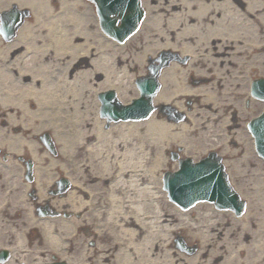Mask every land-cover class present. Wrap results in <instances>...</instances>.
Returning <instances> with one entry per match:
<instances>
[{"label":"bare ground","instance_id":"bare-ground-1","mask_svg":"<svg viewBox=\"0 0 264 264\" xmlns=\"http://www.w3.org/2000/svg\"><path fill=\"white\" fill-rule=\"evenodd\" d=\"M12 5L29 8L33 18L12 40L0 35V145L30 151L39 200L57 175L71 183L56 207L72 217L34 221L45 244L58 252L72 248L71 264H193L203 250L171 251L173 229L204 239L231 235L241 225L237 233L247 235L251 206L230 224L208 203L163 209L162 172L177 144L186 156L221 149L228 171L242 174L236 165L247 163L251 150L246 119L256 112V100L250 112L243 101L251 97L253 78L264 77V0H143L141 27L123 43L102 31L86 0H0V11ZM161 49L179 55L161 71L156 111L142 120L102 117L99 94L114 90L128 104L140 93L136 82L148 58ZM165 105L183 119L172 120ZM46 133L55 155L41 142ZM20 199L24 203V192ZM258 200L264 209V196ZM259 216L251 240L240 242L255 252L264 245V211ZM91 239L97 244L85 245ZM229 254L216 264H233L237 258ZM43 260L34 256L31 263Z\"/></svg>","mask_w":264,"mask_h":264},{"label":"rangeland","instance_id":"rangeland-1","mask_svg":"<svg viewBox=\"0 0 264 264\" xmlns=\"http://www.w3.org/2000/svg\"><path fill=\"white\" fill-rule=\"evenodd\" d=\"M89 5H92L93 6V4H91V3ZM93 13H94V9H93ZM162 52L175 53L176 51L171 50V49H161V50H158L152 56V58L153 59H156L159 56V54L162 53ZM182 57H185V56H182ZM148 66H149V58H148V61H147V66L145 67L144 74H148ZM249 99H248V101H247V99L243 101V107L248 112H250V110L252 108L251 107V102H252L251 101V98H249ZM255 102H256V104H255L256 112H255L254 115H252L248 119H246V122H248L252 117L257 116L258 114L261 113L262 110H264V102H260V101H255ZM153 105H155L154 107H157L156 104H154V101H153ZM172 108L174 110H176L178 113H180L177 109H175V107L172 106ZM164 111H168V110L167 109H164ZM180 119H182V118H180ZM247 137L250 139V141H249L250 142V148H251V150H249L250 158H249V160H248L247 163H244L243 165H236V166H239V168H241V169L243 168L244 169L243 172H242V174L239 172V170H237V171L235 170L237 173L236 172L235 173H231L230 170L228 171V167H225V168H226V171H227V173H228V175L230 177V180L232 181V184L241 192V194L242 193L243 194H246L249 203L251 202L252 214L255 213L254 215H252L253 218L251 217V222H253V223L255 222V225L253 226V227H255L257 225V223H258L257 220L259 222L261 220V219H259L260 218L259 214L264 211L263 207L261 206L262 204L258 200V198H259L260 195H263L264 196V185H261V187L263 188L261 192H259L258 191L259 188L256 187V184L259 183L260 180L261 181H264V160H262L261 158H259L258 155L256 154L255 150H253L254 149V142H253L252 138L249 136V134H247ZM210 149L204 151L201 154L199 153L197 155L195 153H193V152H191V153L189 152V154H187V156L190 157V158H192L193 160H198V159L206 156V154L209 151L215 150L219 155H221V157L224 159V161L228 160L227 159L228 157L221 152V149H217V148L216 149H211V150ZM173 152L177 153V156L180 157V158H184V156L187 157L186 155H183V152H184V147L183 146L177 145V144H174L173 146H171L168 149V152L166 154L167 161H168V165L166 166L165 170L162 172V177H163V173L165 171H173V169H171V168H173L174 166H177L178 167V164L179 163H178L177 158L176 159H172L171 158V154ZM232 159H229V160H232ZM165 205H166V207L163 206V209H165L167 211V209H168L167 206L168 205H171V204L168 203V202H166ZM12 211H13V214L15 216H12L11 215L12 213H8L7 216L4 218V221H2L1 225H3V227L5 226L6 229H9L8 228V226H9L11 228V230L13 229L12 230V235H14V237H16V238H21V237H23V231L25 229V225L27 224L26 221H28V219L25 216L21 217L23 214H21V216L18 218L17 217L18 212L16 211L17 213H14V210H12ZM20 212H23V210L20 211ZM28 225H29V221H28ZM255 228H257V226ZM29 229L30 228H28V226H27L26 227V231H24V233L25 232L27 233L28 232L27 230H29ZM180 231H182V234H184V236L186 235V237L190 241H191V239H193V237L189 233V229L185 228V229L180 230ZM29 232L30 233H33L32 232V229L29 230ZM21 233H22V235H21ZM27 234H25V235H27ZM92 237L93 236H91V238ZM38 241L42 242L41 239L34 238V241L32 243H34V245H39V244H37ZM91 241H94L95 244L97 243V239H92ZM91 241L89 240V241L85 242V245L90 246V242ZM79 243L81 245V243H83V242H81V240H78L77 244H79ZM214 244L220 246V248L222 247L221 249H223L224 247L227 248V246H228L227 243H226V241H223L222 240V242L210 244L209 247H211ZM216 248H218V247H216Z\"/></svg>","mask_w":264,"mask_h":264},{"label":"water","instance_id":"water-1","mask_svg":"<svg viewBox=\"0 0 264 264\" xmlns=\"http://www.w3.org/2000/svg\"><path fill=\"white\" fill-rule=\"evenodd\" d=\"M264 85V81L260 83ZM149 94L154 93V86L149 89ZM111 97V94L105 96ZM104 99V102L106 100ZM110 99V98H108ZM146 104V102L136 101L135 104ZM119 108V106H117ZM103 112L116 118L122 113L127 115V110L117 113L112 110L109 102L104 103ZM252 129L257 136V144L260 152L264 154V116L252 124ZM212 159V157H210ZM218 164L219 162L216 161ZM181 169L174 175H166V187L171 191L174 198L183 204H191L205 197H211L218 201H227L233 205V191L228 186L226 175L220 165L203 160L197 164H192L190 160L181 162ZM229 200V201H228ZM238 208V207H237Z\"/></svg>","mask_w":264,"mask_h":264},{"label":"flooded vegetation","instance_id":"flooded-vegetation-1","mask_svg":"<svg viewBox=\"0 0 264 264\" xmlns=\"http://www.w3.org/2000/svg\"><path fill=\"white\" fill-rule=\"evenodd\" d=\"M247 235H240L238 233H234L224 237V239L227 240L226 242L229 249H226L225 247L221 249L222 253L228 250L225 254H223V256H229V252L231 250L234 252L237 258V260L233 264H248V262L250 263V261L253 263L255 262L254 264H264V245L262 244V242L260 243L261 247L259 248V252H255L253 246H251L250 249H244L240 246V242H247L252 238L251 235ZM171 245L175 249H179L180 251H182L179 247L180 244L172 243ZM194 246V254H196L200 250V242L198 241ZM221 260H223L222 256L215 258L214 254L212 255L209 251H207L203 254L201 259L199 258V260L195 264H216Z\"/></svg>","mask_w":264,"mask_h":264}]
</instances>
